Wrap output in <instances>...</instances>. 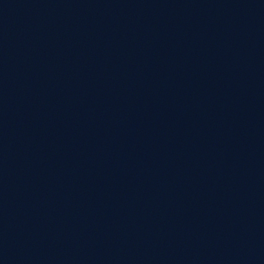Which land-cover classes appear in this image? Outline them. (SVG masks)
I'll return each instance as SVG.
<instances>
[{"label":"water","instance_id":"obj_1","mask_svg":"<svg viewBox=\"0 0 264 264\" xmlns=\"http://www.w3.org/2000/svg\"><path fill=\"white\" fill-rule=\"evenodd\" d=\"M0 264H264V0H0Z\"/></svg>","mask_w":264,"mask_h":264}]
</instances>
